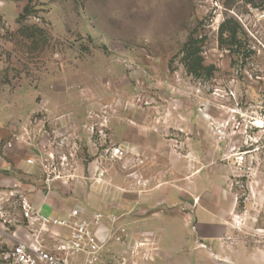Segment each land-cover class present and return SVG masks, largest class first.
<instances>
[{
  "label": "rangeland",
  "instance_id": "374dc122",
  "mask_svg": "<svg viewBox=\"0 0 264 264\" xmlns=\"http://www.w3.org/2000/svg\"><path fill=\"white\" fill-rule=\"evenodd\" d=\"M69 114L91 119L83 128L108 189L170 188L153 209L160 245L145 236L130 257L128 234V263L264 264V0H0V127L10 139L43 141L45 163L47 153L68 156L61 179L98 180L93 164H78L73 122L59 121ZM116 117L123 127L114 136ZM136 130L153 153L130 149ZM50 142L61 152H48ZM111 145L124 156L100 160ZM212 219L218 226L207 234ZM15 241L4 246L0 234V258Z\"/></svg>",
  "mask_w": 264,
  "mask_h": 264
},
{
  "label": "crops",
  "instance_id": "0c3cea01",
  "mask_svg": "<svg viewBox=\"0 0 264 264\" xmlns=\"http://www.w3.org/2000/svg\"><path fill=\"white\" fill-rule=\"evenodd\" d=\"M68 117L67 119L61 118L59 121L73 122V124L69 123L67 131L69 132L72 128L73 133H77L82 141L79 150L82 155H80L81 160L79 159L78 164H89L88 167L93 164L95 167L96 162L91 160V157L97 155L99 147L83 128L90 124L91 119L85 114H81V116L69 114ZM112 122L114 136H117L122 132L123 119L116 117ZM61 132L56 130L57 134H61ZM144 132L145 130L132 131L129 147L135 153L149 154L153 151L152 144L140 140V134ZM12 133L13 131L8 127H0V144L8 140L11 141L10 147L0 150V189L16 187L17 191L41 212L45 206L50 208V215L53 216H63L72 208H78L86 217H91L93 212L99 211L104 214L102 225L96 229L99 238H109L111 233L109 217L118 214L116 226L125 228V235H132L134 242L149 236L150 242H156L160 245L151 226L157 223L156 220L154 222L155 218L161 219V215L153 209L155 206H161L168 201L170 197L169 186L163 184L152 187L148 191H140L136 189L139 186L127 181L115 182L114 187L109 189L107 185L102 184L101 180L68 181L57 178L46 182L44 180V165L48 163L44 161L45 150L41 151L40 149L44 144L43 141L10 139ZM45 145L48 152L54 151L55 154L61 152L57 144L53 143L52 146V142H50L49 144L45 143ZM64 149L62 150L64 151ZM86 157L90 160H87ZM56 163L58 164V160ZM145 164H154V161L150 159ZM209 224L210 228H207V231L210 230L206 233L212 234L213 229L218 225L213 219L210 220ZM124 240L125 245L112 238L107 240L106 261L111 262L112 257L116 258L117 256L118 258L126 253V246L131 238ZM112 253L115 254L112 256ZM126 256L129 259L128 253Z\"/></svg>",
  "mask_w": 264,
  "mask_h": 264
},
{
  "label": "built area",
  "instance_id": "2783aa9c",
  "mask_svg": "<svg viewBox=\"0 0 264 264\" xmlns=\"http://www.w3.org/2000/svg\"><path fill=\"white\" fill-rule=\"evenodd\" d=\"M18 140V136L14 137ZM11 146L8 140L0 144V149ZM100 160L108 159L113 161L124 156V151L117 146L111 145L104 147L100 151ZM65 154L60 156V161L56 160L52 153H47V158L51 163L44 165L46 172L45 181L51 179H61L59 167L64 166L67 160ZM98 180L103 176L104 170L101 169L99 161L94 167ZM11 209L17 210L21 222L23 236L16 238L17 229L11 231L12 218ZM104 214L96 211L91 217H86L78 208L70 209L63 216L44 215L38 208L32 205L17 188L0 189V234L4 246L9 245V240L13 236L15 243L10 250H6L0 258V264H108L106 257V243L112 238L125 245V228H112L111 236L99 238L96 229L102 225ZM115 217L111 218V221ZM114 229V230H113ZM65 232L62 236L61 231ZM115 230L117 233L115 234ZM49 233L54 235V242L47 245L43 242V235ZM113 233V234H112ZM136 241L130 251V257L137 254L141 247H145L147 239ZM147 257V256H145ZM120 260V261H119ZM118 264H134L133 260L128 263L125 257L119 256Z\"/></svg>",
  "mask_w": 264,
  "mask_h": 264
},
{
  "label": "trees",
  "instance_id": "16d2710c",
  "mask_svg": "<svg viewBox=\"0 0 264 264\" xmlns=\"http://www.w3.org/2000/svg\"><path fill=\"white\" fill-rule=\"evenodd\" d=\"M221 34L223 33V24H222V27H221V32H220ZM190 42H188V43H186L185 44V46H184V48H186L187 49V47L190 45L189 44ZM189 56V53H187L186 54V57H188ZM201 58L199 57V58H197L196 60H195V63H194V65H192V64H188V69L190 70V71H195V69H194V66H199L200 65V63H201Z\"/></svg>",
  "mask_w": 264,
  "mask_h": 264
}]
</instances>
